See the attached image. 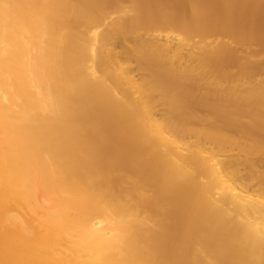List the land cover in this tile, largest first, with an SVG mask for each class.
Segmentation results:
<instances>
[{
  "label": "bare ground",
  "instance_id": "obj_1",
  "mask_svg": "<svg viewBox=\"0 0 264 264\" xmlns=\"http://www.w3.org/2000/svg\"><path fill=\"white\" fill-rule=\"evenodd\" d=\"M263 8L0 0V264H264Z\"/></svg>",
  "mask_w": 264,
  "mask_h": 264
},
{
  "label": "rangeland",
  "instance_id": "obj_2",
  "mask_svg": "<svg viewBox=\"0 0 264 264\" xmlns=\"http://www.w3.org/2000/svg\"><path fill=\"white\" fill-rule=\"evenodd\" d=\"M258 16H260L259 17V20L264 24V8L262 9V11L259 13V15Z\"/></svg>",
  "mask_w": 264,
  "mask_h": 264
}]
</instances>
